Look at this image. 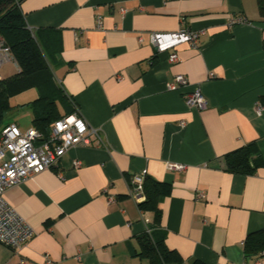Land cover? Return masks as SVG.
Instances as JSON below:
<instances>
[{"label": "crops", "instance_id": "0c3cea01", "mask_svg": "<svg viewBox=\"0 0 264 264\" xmlns=\"http://www.w3.org/2000/svg\"><path fill=\"white\" fill-rule=\"evenodd\" d=\"M18 1L27 27L55 42L54 77L100 142L5 190L34 235L18 249L0 243V264H159L137 255L153 215L129 195V179L143 172L170 186L160 228L180 264H264V250H243L264 228L260 0ZM185 27L202 31L196 44L150 42ZM172 51L179 61H168ZM176 74L187 84L169 88ZM194 87L203 108L184 100ZM252 141L262 160L253 174L221 168L226 152Z\"/></svg>", "mask_w": 264, "mask_h": 264}, {"label": "trees", "instance_id": "16d2710c", "mask_svg": "<svg viewBox=\"0 0 264 264\" xmlns=\"http://www.w3.org/2000/svg\"><path fill=\"white\" fill-rule=\"evenodd\" d=\"M260 9L264 2L260 0ZM46 28L31 31L19 8L18 0H0V38L9 46L16 62L17 71L7 77L0 75V131L8 123L7 113L15 108L10 98L29 88H35L37 96L21 106L32 109V127L47 134L51 122L70 115L77 110L73 100L56 81L53 73L52 53L55 42L44 40ZM221 168L227 172L249 175L262 164L261 154L255 141L246 143L226 152L221 158ZM143 189L145 199L139 204L143 211L151 212L147 231L137 255L159 264H180L181 256L169 249L163 239L164 231L160 228V202L169 195L170 186L145 174ZM243 250L245 253L264 250V228L247 235ZM191 264H204L193 260Z\"/></svg>", "mask_w": 264, "mask_h": 264}, {"label": "built area", "instance_id": "2783aa9c", "mask_svg": "<svg viewBox=\"0 0 264 264\" xmlns=\"http://www.w3.org/2000/svg\"><path fill=\"white\" fill-rule=\"evenodd\" d=\"M240 19H233L232 22ZM201 30H193L188 27L175 32L150 34V42L157 51L174 49L180 43L196 44ZM168 61H179L175 51L169 54ZM12 62L16 65L15 58L8 45L0 38V67ZM177 84H187L182 74H176L169 88H176ZM185 102L189 106L203 108L205 98L198 87H194L185 94ZM261 110L257 107V111ZM94 138L100 142V136L96 128L87 124L76 112L63 116L50 123L47 134H43L34 127L22 131L16 123L6 124L0 131V243L13 249L23 246L33 235L34 229L29 226L16 210L4 199L5 190L16 183L24 181L29 176L39 173L56 165L60 158L73 146L90 145ZM75 161V165H79ZM170 170H183L185 165L168 162ZM146 173H135L129 179V195L134 202L139 204L145 199L143 183ZM142 212L143 210L140 209ZM148 218L144 221L148 223ZM17 264H26L20 259Z\"/></svg>", "mask_w": 264, "mask_h": 264}, {"label": "rangeland", "instance_id": "374dc122", "mask_svg": "<svg viewBox=\"0 0 264 264\" xmlns=\"http://www.w3.org/2000/svg\"><path fill=\"white\" fill-rule=\"evenodd\" d=\"M17 71L12 62H6L0 67V74L2 77H7ZM37 96L35 88H29L21 93L12 96V104L15 106L9 113H7L6 120L8 122H15L21 130L32 126V109L29 106H21Z\"/></svg>", "mask_w": 264, "mask_h": 264}]
</instances>
